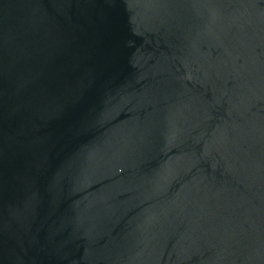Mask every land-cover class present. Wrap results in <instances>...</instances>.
Here are the masks:
<instances>
[{
  "label": "water",
  "instance_id": "water-1",
  "mask_svg": "<svg viewBox=\"0 0 264 264\" xmlns=\"http://www.w3.org/2000/svg\"><path fill=\"white\" fill-rule=\"evenodd\" d=\"M0 264H264V0H0Z\"/></svg>",
  "mask_w": 264,
  "mask_h": 264
}]
</instances>
